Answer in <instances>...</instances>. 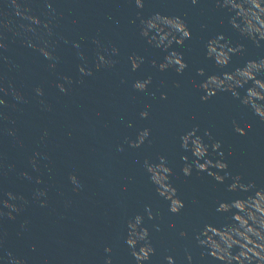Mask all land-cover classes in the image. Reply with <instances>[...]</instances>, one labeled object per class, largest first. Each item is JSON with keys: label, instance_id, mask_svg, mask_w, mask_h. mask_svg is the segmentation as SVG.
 Listing matches in <instances>:
<instances>
[{"label": "water", "instance_id": "water-1", "mask_svg": "<svg viewBox=\"0 0 264 264\" xmlns=\"http://www.w3.org/2000/svg\"><path fill=\"white\" fill-rule=\"evenodd\" d=\"M8 2L0 0V22L27 23L14 15ZM18 2L30 6L42 19H52L49 39L59 60L54 69L49 68L53 61L28 47L25 38L13 41V34L4 33L0 26V35H6L9 44L7 50L0 49V85L11 83L25 98L18 102L11 89L7 95L0 92V98L8 102V107L0 106V112L8 116L7 120L0 117V200L9 191L28 200L15 219L0 216V236L5 230L8 233L0 243V264H7L4 257L8 252L26 264H105L109 256L112 264H136L125 237L127 221L137 214L144 216L156 249L145 264H166L168 255L176 264H188L186 251L191 252L193 264H202L193 237L204 223L220 226L223 222L222 214L215 211V198L228 201L247 194L227 191L230 179L218 184L204 173L193 171L184 176L181 157L188 155L191 162L192 156L180 147V136L197 125L199 135L209 130L222 142L224 153L212 158H226L233 175L243 174L244 182L264 187V122L231 93L222 92L207 102L200 99L203 93L197 84L203 77L197 76L196 70L219 71L205 58L204 42L223 33L234 44L243 43L246 50L232 57L233 67L264 56V48L242 40L228 25L226 12L213 9L212 0H199L196 5L191 0H144L143 9H138L134 0H47L55 9L52 17L43 15L46 0ZM155 12L180 16L192 33L183 47L173 45L188 64L182 75L171 69L160 72L148 63L151 59L159 63L165 53L140 37L138 13L148 17ZM65 38L78 41L80 49L64 43ZM94 38L109 50L112 45L120 49L113 57L115 67L96 71ZM78 51L86 60L78 58ZM134 52L145 57L135 72L128 59ZM81 63L94 72L84 77L83 83L78 82L77 65ZM63 76L72 80L66 85L67 93L57 88L64 82ZM148 76L152 84L147 92L133 89L135 80ZM37 87L43 88V96L36 94ZM240 92L243 95L244 89ZM161 93H167V99H161ZM145 108L150 116L141 119L139 113ZM233 119L247 130V136L234 132ZM129 121L132 127L127 126ZM144 128L151 129L150 144L146 141L142 147L132 148L124 143L125 137L135 140ZM204 140L210 143L207 137ZM121 145L124 151L119 152ZM36 153H40L38 170L31 166ZM160 155L167 157L173 169L171 182L185 205L178 215L168 211V202L156 193L143 168L145 158L156 163ZM9 164L15 165L14 170H8ZM24 172L32 179L24 178ZM70 174L78 177L79 192L73 190ZM37 177L42 183L36 182ZM37 189L45 190L47 197L34 199ZM44 199L47 207L40 206ZM146 208L155 219H148ZM153 225H159L160 231ZM181 231L188 236L181 237ZM106 247L112 252L105 253Z\"/></svg>", "mask_w": 264, "mask_h": 264}, {"label": "clouds", "instance_id": "clouds-1", "mask_svg": "<svg viewBox=\"0 0 264 264\" xmlns=\"http://www.w3.org/2000/svg\"><path fill=\"white\" fill-rule=\"evenodd\" d=\"M198 2L199 0H191L193 5ZM134 3L138 9L144 8V0H134ZM212 4L214 10L222 9L226 12L228 25L238 33L242 40L251 42L257 48H264V0H212ZM7 7L13 10L16 17L27 21V23L17 26L13 21L5 19L0 22L3 32L12 33L13 41L18 37L25 38L28 47L38 50L45 59L53 61L49 64V68L54 69L56 67L55 62L59 58L54 55V44L49 39L53 35L52 19H42L41 15L35 14L30 6H22L18 0H9ZM45 8L47 11L43 13L44 16H54L55 9L47 0ZM8 15L9 13H4L5 17ZM138 19L140 37L148 45L165 53L163 60L159 63L156 59H151L148 63L160 72L171 69L178 75H182L188 68V64L184 60L183 53L177 51L173 45L183 47L185 41L191 40L192 33L185 21L180 16L163 15L159 12L148 17H143L138 13ZM64 43H71L72 47L76 49L81 47L79 42L75 40L69 41L65 38ZM93 43L97 46L96 71L115 67L117 61L113 57L119 55L120 49L112 45L109 50V48L101 45L98 38H94ZM8 47L7 36L0 35V49L7 50ZM245 50L243 43L234 44L223 33H218L204 42L205 58L212 61L219 71L209 74L204 68L196 70L197 76L203 77L197 84L203 93L200 99L202 102H207L222 92L231 93L235 100H238L242 106L248 108L253 115L264 122V56L248 59L242 65L233 67L232 57L243 53ZM77 56L80 60H86L82 51H78ZM128 59L133 72L139 70L145 62V57L135 52L130 54ZM77 70L80 74L79 83L84 82V77L94 75L93 69L87 67L85 63L77 65ZM61 79L64 82L57 84V88L60 92L67 93L69 87L66 85H71L72 80L68 76H63ZM151 84L152 77L148 76L144 79L135 80L132 87L138 92H147ZM175 86L179 88V82ZM9 89H11V95L16 101H25L23 94L11 83L8 84V87L0 85V92L5 95L9 94ZM241 89H244L243 95H241ZM35 92L38 96L44 95V90L41 87H37ZM160 98L167 99V93H161ZM41 103L43 104V101ZM0 106L8 107L7 100L0 98ZM12 106L15 107V105ZM45 107L47 106L45 105ZM139 115L141 119H147L150 113L145 108ZM0 117L4 120L8 119V116L3 112H0ZM231 123L235 133L241 136L248 135L247 130L241 127L237 120L233 119ZM127 126L132 127V122L129 121ZM199 131V126H194L179 138L180 147L185 152H190L192 156L191 162H189L188 155L181 157L183 162L182 174L188 177L193 174V171L197 174L204 173L218 184H223L230 179L231 183L227 185V191L247 194L228 201H222L219 197L215 198V211L222 214L223 222L220 226L206 222L203 227L195 230L194 246L200 249L199 259L202 264H214V262H219V264H264V187H257L254 181L244 182L243 174L233 175L229 171L226 158L213 159L212 157L217 154L221 157L224 156L221 151L222 142L216 140L209 130H204L203 136L197 134ZM9 133L15 135V131L12 129H9ZM150 135L151 129L144 128L138 132L135 140L125 137L124 143L132 148H140L146 141L151 143ZM204 137H207L210 143H205ZM117 151H124L123 146H119ZM228 155L230 156L232 153L229 152ZM39 156L40 153H36L31 159V166L34 170H38L37 157ZM44 158L47 159L46 156ZM7 168L14 170L15 165L9 164ZM143 168L150 182L155 185L156 193L168 202V211L174 215L180 214L185 205L171 182L173 169L168 165L167 157L160 155L156 163L145 158ZM21 175L26 179H32L27 172ZM69 180L75 185L73 190L79 192L78 177L75 174H70ZM36 182L42 183L39 177H37ZM5 197L0 200V204H2L0 216L15 219L16 214L24 210L28 200L10 191L5 193ZM41 197H47V192L43 189H37L34 192V199L39 200ZM16 201H21L22 204H18ZM40 206L47 207V200H40ZM146 212L149 220L155 219L150 208H146ZM24 223L26 225L27 221ZM126 226L125 243L129 248L130 255L136 264H145L155 254L156 249L150 239L149 229L144 226V216L135 215L127 221ZM153 227L156 231H160L159 225H153ZM7 235L5 230L3 236H0V243ZM179 235L187 237L188 233L181 231ZM104 251L111 253L112 249L106 247ZM4 259L7 264H26L25 260L16 257L11 252H8ZM164 259L166 264H176L171 255L165 256ZM186 259L188 264H193L191 252L186 251ZM105 264H112L110 256L105 260Z\"/></svg>", "mask_w": 264, "mask_h": 264}]
</instances>
